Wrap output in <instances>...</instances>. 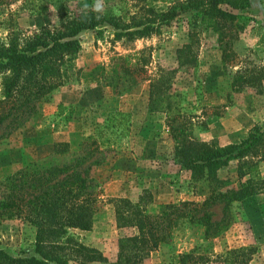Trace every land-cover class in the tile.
I'll return each mask as SVG.
<instances>
[{"label":"rangeland","instance_id":"374dc122","mask_svg":"<svg viewBox=\"0 0 264 264\" xmlns=\"http://www.w3.org/2000/svg\"><path fill=\"white\" fill-rule=\"evenodd\" d=\"M174 1L0 0V45L11 39L24 43L42 27L58 28L76 13L92 11L117 25L103 23L95 31L79 33L80 49L64 66L63 84L38 104L32 116L7 119L0 127V197L8 177L31 162L48 159L54 144L67 143L52 141L58 134L71 132L80 141L75 149L68 144L71 152L80 151L88 139L96 141L89 147L94 157L88 165L89 174L101 186L102 204L90 231L69 232L107 259L89 264H114L119 240L136 233L117 228L113 199L135 203L149 191L153 199L145 209L150 213H158L166 205L204 201L208 183L191 181L189 172L174 162L182 138L222 147L245 139L256 125L264 129V79L260 92L251 86L240 92L231 87L232 75L242 64L247 72L264 67V0H250L249 9L235 12L246 25L233 46L240 64H233L229 71L223 67L216 36L210 31L198 35L196 64L176 69L177 50L188 43L190 12L180 13L168 25L156 23V30L148 36L116 37L141 29L137 25L152 21ZM128 54H137L131 62L144 63V72L134 76L119 72L115 88L111 85L116 59ZM160 69H176L163 93L186 118L182 119L184 134L176 140L170 134L171 119L149 106L150 79ZM2 78L0 75V98ZM176 125L177 121L173 127ZM259 167L264 177V161ZM217 175L236 182L237 162ZM210 213L219 224L215 236L205 238L201 226L181 220L172 230L170 244L150 252L142 264H264L262 195L235 203L228 225L222 223L221 204ZM34 242L35 229L28 223L20 219L0 222V249L10 255H35Z\"/></svg>","mask_w":264,"mask_h":264},{"label":"trees","instance_id":"16d2710c","mask_svg":"<svg viewBox=\"0 0 264 264\" xmlns=\"http://www.w3.org/2000/svg\"><path fill=\"white\" fill-rule=\"evenodd\" d=\"M249 8L250 0H176L152 21L137 25L142 26L141 29L117 33L116 37L148 36L156 30V23L168 25L180 13L190 12L186 23L188 43L177 50L176 69L196 64L198 35L200 31H210L216 36L223 67L229 71L233 64H240L233 46L246 25L235 12ZM103 23L117 26L112 19H104L92 11L76 13L62 21L58 28L42 27L24 43L11 39L7 45H0V75H3L0 127L7 119H24L36 113L38 104L63 84L64 66L73 61L80 49L77 35L82 31H95ZM136 55L116 59L118 70L113 71L111 86L116 88L115 75L119 72L127 76L144 72V63L131 62ZM176 69H160L149 85L150 109L163 111L166 118L171 119L170 134L174 140L183 136L182 119L186 118L172 107L171 97L163 93L170 87L169 77ZM263 79L264 67L247 72L242 64L232 75L231 87L240 92L251 86L259 88L260 92ZM95 144V140L88 139L82 143L80 151L71 152L68 143H56L48 159L31 162L7 178L0 197V222L20 219L33 227L35 255L13 256L0 249V264L107 262L98 249L85 245L69 233L71 230L90 231L94 215L102 204L101 186L89 174L88 163L94 157L89 147ZM178 144L174 151L175 164L189 172L191 181H206L208 195L200 204L187 201L166 205L158 213L145 209L153 199L149 191H144L135 203L113 199L117 228L136 231L119 240L114 264H142L150 252L170 244L172 230L181 220L201 226L205 238L213 237L219 226L212 221L210 210L213 207L222 205L225 226L233 219L235 203L255 195L264 197V177L259 167L264 161V129L260 126H254L238 143L222 147L190 137L182 138ZM233 161L237 162L236 182L220 179L218 171Z\"/></svg>","mask_w":264,"mask_h":264},{"label":"crops","instance_id":"0c3cea01","mask_svg":"<svg viewBox=\"0 0 264 264\" xmlns=\"http://www.w3.org/2000/svg\"><path fill=\"white\" fill-rule=\"evenodd\" d=\"M72 134L73 133L71 132L65 134H58V136L55 137V139H53L52 141H65L70 145L71 149L78 148L80 141L75 140V136H72Z\"/></svg>","mask_w":264,"mask_h":264}]
</instances>
